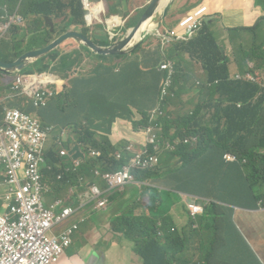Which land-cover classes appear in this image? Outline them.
Instances as JSON below:
<instances>
[{
  "label": "trees",
  "instance_id": "trees-1",
  "mask_svg": "<svg viewBox=\"0 0 264 264\" xmlns=\"http://www.w3.org/2000/svg\"><path fill=\"white\" fill-rule=\"evenodd\" d=\"M104 1L108 7L111 3L123 4L121 1ZM110 10L116 11L113 8ZM88 14L89 11L84 8L82 0H0V17L10 18L17 15L23 19L22 23L13 24L6 34L12 37L11 44L5 40L6 36L1 40L0 60L13 62L27 51L46 47L68 31L82 33L102 46L112 44L104 24L88 26ZM216 24V19L212 18L203 22L202 27L191 38H175L169 44L165 38L162 39L159 52L164 57L163 63L152 73L149 79L151 86L141 89L142 101L146 98L145 103L151 109L144 110L140 103L135 102L133 111L143 116L142 121L133 123L136 131L152 125L154 121L152 115L162 108L165 116L156 119L162 127V131L159 132L165 139H162V142L196 136L198 143L182 145L173 153L165 152L160 157L159 167L143 173L133 171L132 176L139 183L150 181L161 185L162 182V187L170 188V193L176 192L205 199L211 201L212 205L220 203L255 211L260 203L264 204V80L258 73L264 71V33L261 32V25L256 24L248 31L252 37L258 38L260 43L250 49L242 44L233 47V55L240 73L232 75L233 58L219 45L217 34L213 30ZM133 26L127 24L126 30ZM38 44L40 46H37ZM178 46L202 63L206 74L204 78H198L199 80L195 82L190 81L191 75L187 69L194 68H189L181 52L177 51ZM65 49H74V54L64 57L62 54ZM83 50L87 49L85 47L79 49L74 41H68L47 58L39 61L33 71L25 73L32 75L49 71L51 74H57L54 69L56 64H61L63 70L75 67L81 62ZM98 57L104 61L107 58L125 56ZM66 61H71L72 64L65 67L63 64ZM46 62L48 64L44 65ZM249 62L254 63L255 69L248 67ZM167 63L173 65L174 74L173 84L170 85L172 91L164 103L166 96L163 97L161 92L170 72L161 69V66ZM102 69L99 67L98 76L101 75ZM106 70L113 71L112 68ZM247 73L254 75L256 81L246 80L244 77ZM66 74L68 73L62 75ZM237 75L242 78H236ZM1 76L6 75L0 72ZM185 83L187 84L183 85ZM188 90L198 91L201 100L193 110L175 117L170 113L171 106L178 107L183 93ZM148 93L151 96L147 97ZM149 103H152V106ZM211 110H214V113L206 120V112ZM66 113L67 110L64 111V114ZM76 134H85L82 145L87 146L86 153L103 146L95 142L93 132L89 129ZM65 146L71 149L69 145ZM115 152L117 150L108 145L101 151V158L87 159L80 170L67 173L72 165L67 164V160L60 156V149L54 147L48 154L46 153L48 169L43 170L44 179L46 183L56 184L61 176L62 181L57 183L66 189L69 183L72 185L76 183L78 187L80 179L92 178L97 169L105 174L120 172L125 164L116 160ZM227 153L236 156L238 161L226 162L224 156ZM96 180L94 178L90 183L94 184ZM165 181L167 182L164 184ZM159 187L153 189L142 187L143 192L150 197L149 214L130 201L128 203L130 208H125L121 215L113 218L111 230L115 234H123L135 244V253L140 256L143 264H189L188 260L181 258L184 251L180 243L184 242V238L182 234L173 233L172 220L168 215L165 216L163 211L164 204ZM169 195L179 199L175 195ZM115 200L116 197L112 198V202ZM137 212L140 213L139 216H136ZM197 235L198 232H193L191 239Z\"/></svg>",
  "mask_w": 264,
  "mask_h": 264
},
{
  "label": "crops",
  "instance_id": "crops-1",
  "mask_svg": "<svg viewBox=\"0 0 264 264\" xmlns=\"http://www.w3.org/2000/svg\"><path fill=\"white\" fill-rule=\"evenodd\" d=\"M92 1L98 2L99 0ZM117 1L123 3L120 10L125 13L124 16L119 15L124 22L118 29L120 32L126 31L127 24L134 25L135 19L142 16L151 0H113V2ZM133 1L135 3L130 5ZM192 1L175 0L167 19L157 29L163 30L165 36L157 37L153 44L148 45L147 41L141 47V51L140 48L132 54L133 57L125 56L103 61L94 53L83 50L81 62L77 66L63 70L61 64H56L54 69L57 74H53L56 83L52 88L57 90V95H61L51 98L45 104L37 105L28 94L13 91L12 87L17 76H1L0 125L4 123L7 110H20L39 118L44 126L57 129L47 145V154L54 147L59 146L58 143L61 141V143L65 142L66 145H69L71 151L78 147L84 156L91 152L104 151V147L110 145L111 148L117 150L114 156L121 154L125 161L130 160L134 152L142 149L147 142L145 129L148 127H141V130L136 131L133 125V123L143 120L142 114L133 112L135 111V102L140 103V107L144 110L151 109L145 103L146 98L142 101L141 89L151 86L149 79L164 60L159 52L162 39L176 28L179 21L204 5L207 8L208 19H216L217 24L213 30L217 34L218 43L223 34H228L229 31L233 32L231 43L227 45L231 49L229 55L233 58L232 75L240 73L233 55V47L242 44L245 48L250 49L260 43L258 38L248 37L250 35L248 29L256 24L264 27V0H202L195 4H192ZM105 4L107 5L106 2ZM124 6L127 7V10H124ZM169 22L172 23L170 27H168ZM106 30L109 31L107 24ZM261 32L264 33V31ZM179 35L182 33L180 32ZM5 40L11 44L12 37L7 35ZM78 47L81 49L79 45ZM176 49L181 52V56L189 64V68H194L193 70L186 68L191 75L190 81L195 82L199 80L198 78H204L203 76L206 74L202 63L192 58L183 48L178 46ZM72 54H74V49H65L62 55L70 57ZM86 58L88 59L85 61ZM47 64L48 62L44 65ZM71 64V61H66L63 65L68 67ZM251 65L252 69H255L254 63L249 62L248 67L250 68ZM99 67L103 68L100 76L97 73ZM107 68H112L113 71H107ZM47 73L51 74L49 71L42 74L46 76ZM65 73L68 74L62 75ZM36 74L32 73V75ZM22 75H27V73L18 76ZM149 96H151L150 93L147 97ZM200 100L198 91H185L178 107L171 106L170 113L176 117L178 114L193 110ZM149 104L152 106V103ZM74 109H81L82 117L88 116V129L93 132L92 136L95 142L103 145L100 149L89 150L86 153L87 146L82 145L85 134H76L80 132L79 125L73 126L72 120L64 114L65 110L71 113ZM213 113L214 110L207 111L206 120H209ZM128 147L133 149L130 154L126 153ZM58 148L60 154L62 151H67L69 155L70 151L66 146ZM62 159L67 160V164L73 162L69 156ZM128 163L129 161L126 164ZM45 168L48 169L47 159ZM94 178L95 172L92 178L79 182L91 185L90 181ZM57 182L55 184L45 181L49 190V193L46 194L47 208L51 209L60 204L56 210L57 215L63 213L65 209L71 208L74 211L77 209L79 216L82 217L76 220L75 216L58 225L60 229L72 226L80 228V232L75 237V244L58 264H142L141 258L134 252V244L123 238L121 234H114L110 230L111 220L121 215L125 208H130L128 204L130 201H132L131 204L143 208L149 214L150 206L145 201L149 195L143 192L142 186H131L123 194L116 195V200L114 202L111 200L109 208L105 211L87 213L86 207L89 205L82 206V203L90 198V187L77 192L76 183L73 185L69 183V187L64 189ZM160 184L163 186L162 182ZM95 186L101 191L106 190L105 184L99 180H96ZM7 193L8 188L0 186V216H3L7 210L5 204ZM175 196L180 200L178 207L170 211L175 229L178 233L189 234L191 220L187 206H184L187 197L179 194ZM78 204L82 210L76 208ZM139 215L140 213L137 212L136 216ZM81 221H86L85 225H81ZM197 225L201 231L210 234L211 238L215 239L209 264H264V211L261 209L250 211L230 206H217L214 215L209 210V217L205 220L199 219Z\"/></svg>",
  "mask_w": 264,
  "mask_h": 264
},
{
  "label": "built area",
  "instance_id": "built-area-1",
  "mask_svg": "<svg viewBox=\"0 0 264 264\" xmlns=\"http://www.w3.org/2000/svg\"><path fill=\"white\" fill-rule=\"evenodd\" d=\"M84 8L89 11L87 16L88 26L96 24L94 20L102 17L105 13L103 1L93 2L82 0ZM101 8L96 11L95 8ZM207 14L206 6H200L187 17L180 21L177 29L168 33L165 38L169 44L173 38H180L182 32L184 37L191 36L201 25V21ZM109 27V36L114 40L118 35L115 31L123 24L119 16L102 21ZM23 19L14 15L10 18L0 17V42L5 37L13 24H20ZM253 66H250L252 69ZM161 69L169 70L170 76L166 79L162 96L167 102L168 91L173 84L174 68L171 63L163 64ZM236 78H242L237 75ZM249 81H256V77L247 73L244 77ZM172 79V82H171ZM56 83L55 77L43 74L17 76L13 91L28 94L36 104H45L57 95V90L52 86ZM165 116V111L159 108L154 112L153 124L145 129L151 137L149 144L157 145L155 133L162 131L157 118ZM39 118L22 112L10 109L5 113L4 123L0 125V186H6L8 193L5 196L7 205L6 214L0 216V264H58L65 254V249L70 246L72 231H66L61 235L54 234V228L70 219L75 211L65 209L62 215H57V207L48 209L46 206V194L49 190L46 187L43 170L46 165V146L49 138L56 128L41 127ZM61 145V141H59ZM147 148V146H146ZM132 152V147L128 148ZM62 157L67 152L61 153ZM94 158L101 157V153H91ZM122 161L123 156L118 155ZM159 165V158L149 150L136 153L129 165H126L120 172L109 174L96 172L108 187L103 194L97 191L96 196H102L103 201L99 207L106 205L105 201L112 193L122 192L128 185L134 182L133 171H149ZM80 162L75 163L78 168ZM50 170V169H49Z\"/></svg>",
  "mask_w": 264,
  "mask_h": 264
},
{
  "label": "clouds",
  "instance_id": "clouds-1",
  "mask_svg": "<svg viewBox=\"0 0 264 264\" xmlns=\"http://www.w3.org/2000/svg\"><path fill=\"white\" fill-rule=\"evenodd\" d=\"M99 1H103L104 5H105L106 1H104V0H99ZM114 16H119V15H114ZM208 18L209 17H208V12H207L205 17L203 18L204 21L203 20L201 21V25L198 27V29L200 27H202V23L203 22L205 23L206 21H209V20L212 19V18L211 19H208ZM179 23H180V21L178 22V24H177L175 29H177ZM101 24H103V23H101ZM104 25L106 26L105 23H104ZM175 29H173V30H175ZM195 32H194V34H195ZM193 35L184 37L183 33H182V35H179L180 38H177V37L176 38L177 39L191 38ZM118 36L114 40L110 39L111 42L115 41L118 38ZM167 36H168V34L166 35V37ZM109 38H110V36H109ZM173 39H175V38H173ZM46 75H49L50 77L54 76L53 74H49V73H47ZM145 134L147 135L146 144L143 146L142 149L134 152V155H133V157L130 158V160H132L135 157L136 153L144 152L146 150H149L150 153L156 154L158 156V158H159V165L157 167L160 166V162H161V158L160 157L162 156L163 153L170 152V151L173 153V152H175L178 149V147H180L182 145H196L198 143V137H196V136H191V137H186V138H177V139H175L172 142H166V141L162 142V139H164L162 133H155V135L157 136V145L155 146V145H152V144L148 143L151 137L147 133H145ZM54 135L55 134H52V136L49 138L48 143L50 142V140L53 138ZM58 145L59 146H57V145L56 146L57 147H64L66 144L64 142L61 145L58 143ZM146 146H147V148H146ZM128 148H130V147H128ZM128 148L126 150V153L127 154L132 153V152H128ZM46 149H47V146H46ZM69 151L71 152V149ZM132 151H133V149H132ZM62 152H64V151H62ZM65 152H67V151H65ZM46 153H47V150H46ZM91 153H94V152H91ZM91 153L88 154V155H85V159L84 160L78 159L76 161L73 160V157L70 156V153L68 155V152H67V156H65V157H62L61 154H60V156L62 158H66V157L69 156L73 160V162L71 163L72 168H71V170H67V173H70L71 171L76 172V171L80 170L81 167L83 166V163L87 159H89V160H97V159L101 158V157L94 158V157L91 156ZM96 153H101V152H96ZM118 155H121V154H118ZM118 155H115L116 160L118 162L123 163L122 162L123 160L122 161L118 160V158H117ZM121 156H123V155H121ZM224 159L228 163H235V162L238 161L237 157L234 156L231 153L225 154ZM76 162H80V166L78 168L75 167V163ZM244 162H246V160H244ZM124 164L125 165H129L130 163H128V164L124 163ZM149 171H143V172H149ZM96 172H95V178L97 180L101 181L103 184H105V182L100 177L97 176ZM98 172L102 173V171H100V170H98ZM135 172H137V171H135ZM143 172H141V173H143ZM80 180H83V179H80ZM58 181L59 182L62 181V177L61 176L58 178ZM95 184L96 183L91 184V185H84L82 182H79V186L77 187V192L78 191H82V190L90 187L91 196H90V198L88 200H86L84 203H82V206L89 205V206L86 207V212L87 213H89L90 211L97 213V212H100V211L107 210L109 208V203L111 202L113 196L116 197V195H118V194H123L126 191L127 188H129L131 186H134V185H136V186L140 185L142 187L145 186V187H148L149 189H153V188H156V187L160 186L159 187V194H161L162 201L164 202V210L163 211H164L165 216L168 215L171 220H172V218H171V215H170V211L176 209L178 207V205L180 204V200L177 199L176 197H173V196L170 197L169 196L170 191L168 189H164L162 187V185H158L156 183H151L150 181H147V182H144V183H142V182L139 183V182L134 180V182L132 184L128 185L122 192L110 194L108 196L107 200L105 201L106 205L104 207H99V203L102 202L103 199H104V198H102V196L108 190V187L105 184L106 190L105 191H101L98 187L95 186ZM97 191H99L102 194V196L97 197L96 196V192ZM173 194L177 195L178 193L175 192ZM179 195L187 197V202L184 203V206H187V211L189 213V218L191 220V223H190L191 225L189 226V229H188L189 234L178 233L177 230L175 229V226H174V223H173V220H172L173 233L176 232L178 234H182V236L184 238V242L180 243V247L184 251V253L182 254L181 258L183 260H188L189 264H209V261L211 260V255H212L213 249H214L213 244L215 243V239L211 238L210 234L204 233V231H201L200 228L197 225V221L199 219H201V220L207 219L209 217V210H211V214L214 215L215 214V209L217 208V206H230V205H224V204H220V203H215V205H212L211 201H208V200H205V199H199V198H195V197L188 196V195H183V194H179ZM168 197L170 198V200H169ZM149 200H150V197L145 199V201L147 202L148 206H150ZM164 200H166V201H164ZM230 207H232V206H230ZM76 208L82 210L81 206L79 204L77 205ZM235 208H237V207H235ZM239 209H242V208H239ZM258 209H261V211H264V204L260 203V206H259ZM243 210H247V209H243ZM5 214H6V211H5ZM59 215H62V213L59 214ZM75 216H76V220L82 218V217L79 216V211L77 209L75 210V214L71 218H73ZM112 220H111V222H112ZM111 222H110V230H111ZM85 223H86V221H81V225H85ZM66 231H72V234L70 235V238H71L72 242H71L70 246L65 249V254L75 244V237H76V234H78L80 232V228L77 227V226H72V227H68V228H65V229H60L59 227H56V228H54V232L53 233L56 234V235H61V234H63ZM193 232H198V235L191 239V234ZM121 235H122L123 238L128 240L126 237L123 236V234H121ZM128 241L131 242L130 240H128ZM131 243H133V242H131ZM134 248H135V244H134ZM134 252H135V250H134ZM141 261H142V259H141ZM142 264H143V261H142Z\"/></svg>",
  "mask_w": 264,
  "mask_h": 264
},
{
  "label": "water",
  "instance_id": "water-1",
  "mask_svg": "<svg viewBox=\"0 0 264 264\" xmlns=\"http://www.w3.org/2000/svg\"><path fill=\"white\" fill-rule=\"evenodd\" d=\"M174 3L175 0H151L138 23L126 30L125 35L121 39L113 41L109 46H102L82 33L68 31L55 38L46 47L27 51L13 62L0 60V72L8 76H18L25 72H31L39 61L47 58L67 41H74L80 47H85L98 56L132 55L150 39L153 33L157 31L159 25L165 22ZM148 22L151 23L152 27L148 30L145 29V31L143 26ZM46 76L50 77L49 75ZM70 156L73 157L74 161L85 159L78 147H75L70 152Z\"/></svg>",
  "mask_w": 264,
  "mask_h": 264
},
{
  "label": "rangeland",
  "instance_id": "rangeland-1",
  "mask_svg": "<svg viewBox=\"0 0 264 264\" xmlns=\"http://www.w3.org/2000/svg\"><path fill=\"white\" fill-rule=\"evenodd\" d=\"M202 0H193L192 1V4H195V3H199V2H201ZM126 3H127V1H126ZM130 3V2H129ZM135 2L133 1V2H131L130 3V5H132V4H134ZM191 5V4H190ZM122 7V5H117L116 3H111L110 5H109V7H108V5H106L105 4V7H103V9H104V11H105V13H103L102 14V17H98L96 20H94V22L95 23H101V20H100V18H102V21L104 22L106 19H110L111 17H113L114 15H120V16H124V12H122L121 10H120V8ZM110 8H113V9H116V11H113V10H110ZM124 8V10H127V7L126 6H124L123 7ZM140 17L141 16H139V17H137V19H135V21L133 22V24L134 25H136L137 23H138V21H139V19H140ZM204 21V20H203ZM172 25V23L171 22H169L168 23V27H170ZM262 31H264V27L262 26ZM125 31H118V30H116L115 31V34L116 35H118L119 34V36H118V38L116 39V41L117 40H119V39H121L124 35H125V33H124ZM166 34H167V32H166ZM233 35V32L232 31H229V33L228 34H223V36H222V39H220V41H219V45L221 46V47H224L227 51H228V53H231V49L230 48H228L227 47V45H228V43L230 44L231 43V36ZM165 36V34H164V32H163V30H157V31H155V33H153V35L151 36V38L148 40V45L149 44H153L156 40H157V37H164ZM234 36V35H233ZM232 36V37H233ZM248 37H252L251 35H248ZM147 42V41H146ZM150 42V43H149ZM37 46H40V44H38ZM168 45H165V47H167ZM233 47V46H232ZM172 50H174V47H172ZM130 56H134V55H130ZM88 58H86L85 59V61L87 60ZM108 60H114V59H109V58H107ZM162 62H163V60H162ZM73 68V67H72ZM259 73V75L261 76V78L264 80V71H260V72H258ZM187 83H185V84H183V85H186ZM163 89H164V86H163ZM163 89H162V92H161V94L163 93ZM172 91V89H170L169 91H168V95L170 94V92ZM167 95V96H168ZM80 112H81V109H76L75 111H73V112H71V113H69V112H67L66 113V116L67 117H69L70 118V120H72L71 122H72V125L73 126H77V125H79V127H78V130L80 131V132H82V133H84V132H86L87 131V129H88V127H89V125H88V116L87 115H85L84 117H82L81 115H80ZM73 113H75L74 115H72L71 116V114H73ZM41 127L43 128V129H45V128H47L46 126H44L42 123H41ZM84 130V131H83ZM129 161V163L131 162V160H127V161H125L124 159H123V163H127ZM167 181H165L164 182V184L166 183ZM169 191H170V188H167ZM170 197H171V195H169ZM171 204V203H170Z\"/></svg>",
  "mask_w": 264,
  "mask_h": 264
},
{
  "label": "bare ground",
  "instance_id": "bare-ground-1",
  "mask_svg": "<svg viewBox=\"0 0 264 264\" xmlns=\"http://www.w3.org/2000/svg\"><path fill=\"white\" fill-rule=\"evenodd\" d=\"M95 10L96 11H99L100 9L99 8H95ZM152 27V25H151V23L150 22H148V23H146L144 26H143V30H148V29H150ZM145 30V31H146ZM137 39H139V38H137Z\"/></svg>",
  "mask_w": 264,
  "mask_h": 264
}]
</instances>
